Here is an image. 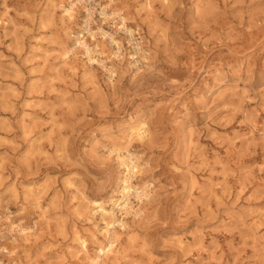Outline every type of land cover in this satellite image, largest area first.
Instances as JSON below:
<instances>
[{"label":"rangeland","instance_id":"obj_1","mask_svg":"<svg viewBox=\"0 0 264 264\" xmlns=\"http://www.w3.org/2000/svg\"><path fill=\"white\" fill-rule=\"evenodd\" d=\"M58 1L0 0V263L90 264L108 240L83 202L122 197L117 144L152 196L108 264H264V0Z\"/></svg>","mask_w":264,"mask_h":264},{"label":"bare ground","instance_id":"obj_2","mask_svg":"<svg viewBox=\"0 0 264 264\" xmlns=\"http://www.w3.org/2000/svg\"><path fill=\"white\" fill-rule=\"evenodd\" d=\"M58 1V0H56ZM78 1L75 0H71V4L70 6H64V14L67 15L71 20L75 19V14H76V8L78 5ZM59 2V1H58ZM147 6L152 7V0H145ZM166 2V1H165ZM53 3V2H52ZM53 5V4H52ZM54 5L57 6V3ZM51 6V5H50ZM7 7V6H6ZM7 9V8H6ZM63 12V11H62ZM103 14L104 15H109L110 13L107 11V9L105 7H103ZM138 12V11H137ZM89 13H91V11L89 10ZM88 13V14H89ZM115 15L119 13H117V11L112 12ZM136 13V12H135ZM48 14V13H47ZM112 14V15H114ZM140 14V11L138 12V15ZM62 15V14H61ZM114 15V16H115ZM129 15V14H128ZM112 16V17H114ZM137 16V15H136ZM141 16V15H140ZM63 17V16H62ZM133 17V15H132ZM64 18V17H63ZM121 22H123V28L125 27V30L129 31L132 33V28H128L126 25V17L121 16ZM136 20V19H135ZM1 21V20H0ZM8 22V21H7ZM68 29V28H67ZM100 30L106 35V32L103 31L102 28H100ZM95 32H92V34H94ZM94 37V35H92ZM112 40H114L112 38ZM68 42V41H67ZM66 43V42H65ZM64 43V44H65ZM63 45V43L61 44ZM66 46V44H65ZM84 47L87 50V53L90 55V45L87 44L86 41H83L81 39L76 40V45L72 48V49H67L65 50L64 48H61L64 51V58L67 59L70 57V54L73 53V50L77 47ZM34 47V46H33ZM32 47V48H33ZM64 47V46H63ZM67 47V46H66ZM36 50H41L43 47H38L35 46ZM34 48V49H35ZM69 48V47H68ZM82 49V48H81ZM43 50V49H42ZM41 50V51H42ZM104 50V49H103ZM47 52V51H46ZM78 52V51H77ZM34 53V52H33ZM35 54V53H34ZM43 55L41 54L40 58ZM134 57V56H133ZM146 57V56H145ZM39 58V55H38ZM38 60V59H37ZM69 60V59H68ZM145 60V59H143ZM148 59H146L147 61ZM32 61V60H31ZM90 61L94 62L93 57L90 56ZM45 65V64H44ZM126 66V65H125ZM74 67V66H73ZM76 67V66H75ZM74 67V69H75ZM128 67V66H127ZM73 69V68H72ZM110 70V78L114 80V76H116V71L114 70ZM124 70V69H123ZM129 70V69H128ZM91 71V70H90ZM131 70H129L130 72ZM85 72V71H84ZM128 72V71H127ZM76 73V72H75ZM92 73V71L90 72ZM89 74V73H88ZM109 76V75H107ZM85 77V75H84ZM91 77V76H90ZM89 79V78H87ZM92 81V79H91ZM95 81V80H94ZM94 83V82H93ZM114 84V83H111ZM41 88H38V91ZM35 91V90H34ZM37 92V90H36ZM41 93V90H40ZM37 94V93H36ZM39 105V104H38ZM27 106V105H26ZM29 107V106H28ZM33 108V107H32ZM26 111V109H25ZM30 114V113H29ZM29 116V115H27ZM32 116V114L30 115ZM29 116V117H30ZM24 118V117H23ZM138 119V118H137ZM134 120H136L134 118ZM131 121V120H130ZM129 121V122H130ZM26 122V121H25ZM24 122V123H25ZM29 122V121H28ZM26 122V123H28ZM27 125V124H26ZM130 127V132H128V136H127V140L129 142L132 141H140V142H144L146 141L147 138H149V136H151L150 132L151 130L149 129L150 126L148 125L147 121L145 119H141V120H136V121H132ZM128 128V127H127ZM129 130V129H128ZM124 140V139H123ZM126 140V141H127ZM122 142V139L120 140ZM125 141V142H126ZM128 142V143H129ZM116 143V142H115ZM127 143V142H126ZM119 144V143H118ZM117 145V144H116ZM114 145L111 150V152H116L117 153V158L118 161L121 163V165L123 167H125L126 171L124 173V177L122 179V185H121V194L122 197L120 198H111V202L112 204V208L109 209L106 207V205L103 203V201L98 200V199H86L87 202H83V203H87L88 206H90L92 209V215H96V214H100L102 219H103V223H104V228L102 229V233L105 236V238L108 240L107 243H105L104 245L101 244L102 241L100 242L101 245H98L97 251H95L96 253V257H93L90 260V264H108L105 259L106 258H110V256L113 254H117V252H119V240L121 239L119 236L120 233H117L116 230V226L119 225L122 229H127V223L123 220L120 219L118 217V211L122 212L123 214H130L132 212L131 208L132 205L130 203V194H133V192L137 193L138 196L142 199V198H149L151 195V192L149 191L151 184L150 182H146L147 184H144L143 186L139 187L138 184L134 183V178L138 177L139 175H141L142 171H141V167H140V162L136 156V154H134L129 148L123 150L121 147ZM107 147V146H106ZM126 147V146H125ZM128 147V146H127ZM110 148V147H109ZM124 148V147H123ZM110 152V153H111ZM148 163V162H147ZM144 169V167H143ZM119 181V180H118ZM146 181V180H145ZM144 182V181H143ZM118 184V183H117ZM33 185V183H32ZM41 185V183H40ZM39 186V184H38ZM75 186V185H74ZM34 187V186H33ZM71 187V186H70ZM76 187V186H75ZM77 189V188H76ZM34 190L30 189L29 192L32 193ZM47 192V191H46ZM79 192V191H78ZM84 192V191H83ZM85 193V192H84ZM36 195V194H35ZM84 195V194H82ZM154 195V194H153ZM30 196V195H29ZM114 196V195H113ZM35 197V196H34ZM41 198V197H40ZM85 198V197H84ZM41 200V199H40ZM41 202V201H40ZM76 202V201H75ZM37 203V201H36ZM42 204V203H41ZM82 204V202L79 204H77L79 207ZM83 205V204H82ZM86 205V204H85ZM43 207V206H42ZM88 209V207H86ZM39 209V208H38ZM90 209V208H89ZM40 210V209H39ZM43 212V211H42ZM91 213V212H90ZM42 214V213H41ZM143 214V210L140 208L134 209V215L137 217L142 216ZM78 215V214H77ZM49 217V216H48ZM82 217V216H81ZM80 218V217H79ZM43 220V219H42ZM80 220V219H79ZM91 221V220H90ZM19 224V223H18ZM49 224V223H48ZM75 224V223H74ZM15 225V224H14ZM14 225H12L11 227H14ZM50 225V224H49ZM77 225V224H76ZM18 226V225H17ZM75 226V225H74ZM42 227V226H41ZM34 228V227H31ZM75 228V227H74ZM94 229V228H93ZM33 230L35 229H27V228H20L21 233H23L24 235H26V238H28V235H32L33 234ZM43 230V229H42ZM12 231V230H11ZM75 231V240L79 242L80 244V252L85 254L87 257H89V247H90V242L89 240L84 237L83 235H81V231H79V229L76 226ZM91 231V230H90ZM128 231V230H127ZM134 231V230H133ZM30 233V234H29ZM135 233V232H134ZM94 234V233H93ZM136 234V233H135ZM132 235V233H131ZM134 235V234H133ZM132 235V237H134ZM92 236V235H91ZM95 236V234H94ZM125 236V235H124ZM129 236V235H128ZM130 237V238H132ZM93 238V237H92ZM96 239V238H95ZM129 239V238H128ZM134 239V238H133ZM27 240V239H26ZM97 240V239H96ZM100 240V239H99ZM98 240V241H99ZM137 240V239H136ZM106 241V240H105ZM28 242V241H27ZM104 242V241H103ZM132 242V240H131ZM139 242V241H137ZM136 242V243H137ZM94 243V242H93ZM96 243V241H95ZM133 243V242H132ZM131 243V244H132ZM135 243V244H136ZM128 245V244H127ZM130 245V244H129ZM127 249V247H126ZM124 250V248H123ZM15 251V250H14ZM122 252V251H121ZM78 253V252H77ZM129 254V252L127 253ZM93 255V254H92ZM127 256V255H126ZM129 256V255H128ZM85 257V256H84ZM86 257V258H87ZM112 257V256H111ZM112 259V258H110ZM126 261V260H125ZM17 263V262H16ZM19 263V262H18ZM0 264H5L3 262H1ZM22 264V263H21Z\"/></svg>","mask_w":264,"mask_h":264},{"label":"built area","instance_id":"obj_3","mask_svg":"<svg viewBox=\"0 0 264 264\" xmlns=\"http://www.w3.org/2000/svg\"><path fill=\"white\" fill-rule=\"evenodd\" d=\"M91 3H93V2H96V0H89ZM91 11V13H89V17H88V19H87V23L85 24V26H84V28H83V32L84 33H87L89 30H90V25H91V22H92V20H93V18L95 17V11L94 10H90ZM103 11V10H102ZM101 11V12H102ZM90 14H93V18H91V16H90ZM102 14H103V12H102ZM104 15V14H103ZM83 33V34H84ZM83 36V35H82Z\"/></svg>","mask_w":264,"mask_h":264}]
</instances>
